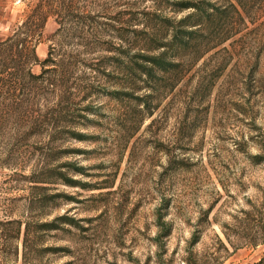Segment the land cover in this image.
<instances>
[{"label":"rangeland","instance_id":"obj_1","mask_svg":"<svg viewBox=\"0 0 264 264\" xmlns=\"http://www.w3.org/2000/svg\"><path fill=\"white\" fill-rule=\"evenodd\" d=\"M40 1L0 0V264L260 261L242 245L264 224V0L165 71L150 39L181 0H51L45 68L6 42Z\"/></svg>","mask_w":264,"mask_h":264},{"label":"trees","instance_id":"obj_2","mask_svg":"<svg viewBox=\"0 0 264 264\" xmlns=\"http://www.w3.org/2000/svg\"><path fill=\"white\" fill-rule=\"evenodd\" d=\"M248 2V0H181L173 2L172 5L175 6L174 13L186 12V15L179 20L172 21L173 25L168 28L166 36L162 35L163 37L159 39L155 33L152 34L153 39H150V41L155 44V47H152L153 50L163 48L165 51L152 57L151 63L155 67H159L165 71L170 64L168 59L172 53L181 54V60L187 57L192 62L201 60L210 52L226 43L239 30L241 25L245 24V16L250 18ZM56 12H58V9L51 0H41L32 14L18 27L14 36L17 37V41L14 37H9L6 40L7 43L15 41L18 45L22 46L26 66H28L27 58L31 54L34 65H41L45 68L51 62L50 58L41 60L36 54V49L41 43L47 19L57 14ZM30 39L35 40L32 47L29 45ZM157 43L162 46H159ZM44 74H46V71L39 76H34L28 70L25 78L28 76L41 80ZM252 221L255 225L249 227L247 235L243 237L244 244L242 246L256 249L259 246H264V224H256L257 222L254 219ZM7 224L22 226L20 221H9ZM29 229L30 225L26 224L24 239L25 256ZM226 238L232 248H239V245L234 243L228 235H226ZM220 242L223 248L229 252L221 239ZM253 264H264V252L260 261Z\"/></svg>","mask_w":264,"mask_h":264}]
</instances>
